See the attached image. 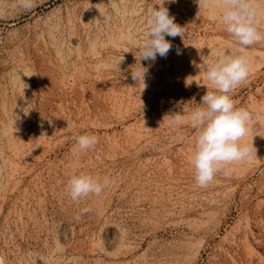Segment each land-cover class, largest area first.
Returning a JSON list of instances; mask_svg holds the SVG:
<instances>
[{
  "label": "rangeland",
  "instance_id": "374dc122",
  "mask_svg": "<svg viewBox=\"0 0 264 264\" xmlns=\"http://www.w3.org/2000/svg\"><path fill=\"white\" fill-rule=\"evenodd\" d=\"M158 2L0 0L3 264H264V42L245 50L250 75L230 93L252 115L253 159L199 188L195 130L186 123L177 139L168 115L198 106L203 63L234 44L197 0H169L183 38L166 36L170 52L141 61L136 83L133 41ZM84 133L98 142L75 157ZM79 171L112 183L74 202L64 189Z\"/></svg>",
  "mask_w": 264,
  "mask_h": 264
},
{
  "label": "clouds",
  "instance_id": "9594fccd",
  "mask_svg": "<svg viewBox=\"0 0 264 264\" xmlns=\"http://www.w3.org/2000/svg\"><path fill=\"white\" fill-rule=\"evenodd\" d=\"M169 0L159 2L148 10L147 28L141 40L133 41L139 67H132L131 77L144 84L148 69L141 61H155L157 56L166 57L172 45L166 36L183 38L181 26L174 22L165 6ZM34 0H18L21 8L29 9ZM199 11L208 10L223 30L232 38L234 46L217 52L215 59L203 63L202 71L207 83V91L198 106L187 115L174 112L168 115L169 127L176 138L183 140L182 126L186 123L195 130V140L189 156V164L194 170L195 185L208 187L217 177H229L231 165L250 162L253 159V147L243 142L249 133L252 115L244 108L236 107L230 93L245 83L251 72V62L244 54L247 48L264 42V7L258 0H197ZM121 60L116 63L119 69ZM201 71V70H200ZM72 153L79 157L81 153L94 148L98 138L94 134L84 133L74 136ZM112 181L79 171L69 174L65 193L72 201L89 196H100ZM84 212L90 209H83ZM79 219V216L76 217ZM3 264V261H0Z\"/></svg>",
  "mask_w": 264,
  "mask_h": 264
},
{
  "label": "bare ground",
  "instance_id": "6f19581e",
  "mask_svg": "<svg viewBox=\"0 0 264 264\" xmlns=\"http://www.w3.org/2000/svg\"><path fill=\"white\" fill-rule=\"evenodd\" d=\"M131 24H132V23H131ZM52 30H54V29H52ZM137 30H138V29H137ZM46 31H47V30H46ZM49 31H50V29H49ZM50 32H51V31H50ZM49 34H52V33H49ZM134 34H137V33L134 32ZM131 37H132V36H131ZM138 37H139V36H138ZM132 38H133V37H132ZM135 38H136V37H135ZM137 40H139V39L137 38ZM137 40H135V41H137ZM61 58H62V56H61ZM6 124H7V123H6ZM6 124H5V125H6ZM7 128H8V127H7ZM254 128H255V127H254ZM15 129H16V128H15ZM7 131H8V130H6V133H7ZM10 132H11V131H10ZM4 133H5V132H4ZM256 133H257V132H256ZM258 133H259V132H258ZM10 134L12 135L13 133L11 132ZM11 135H10V136H11ZM6 136H7V138H8L9 140L13 139V141L15 142L14 138H10V137H9V133L6 134ZM14 136H15V135H14ZM12 137H13V136H12ZM8 139H6V140H8ZM16 139H17V138H16ZM11 142H12V141H11ZM19 142H20V141H19ZM8 143H10V141H8ZM15 144H17V143H15ZM18 144H19V143H18ZM9 146H16V145H11V144H10ZM17 147H18V146H17Z\"/></svg>",
  "mask_w": 264,
  "mask_h": 264
}]
</instances>
